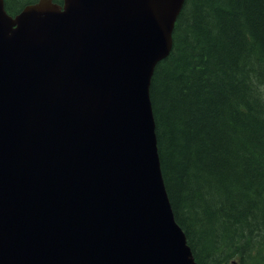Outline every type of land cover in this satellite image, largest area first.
I'll use <instances>...</instances> for the list:
<instances>
[{
	"label": "water",
	"instance_id": "1",
	"mask_svg": "<svg viewBox=\"0 0 264 264\" xmlns=\"http://www.w3.org/2000/svg\"><path fill=\"white\" fill-rule=\"evenodd\" d=\"M185 0H0V264H198L150 99Z\"/></svg>",
	"mask_w": 264,
	"mask_h": 264
},
{
	"label": "trees",
	"instance_id": "2",
	"mask_svg": "<svg viewBox=\"0 0 264 264\" xmlns=\"http://www.w3.org/2000/svg\"><path fill=\"white\" fill-rule=\"evenodd\" d=\"M183 2L149 89L173 218L198 264H264V0Z\"/></svg>",
	"mask_w": 264,
	"mask_h": 264
},
{
	"label": "rangeland",
	"instance_id": "3",
	"mask_svg": "<svg viewBox=\"0 0 264 264\" xmlns=\"http://www.w3.org/2000/svg\"><path fill=\"white\" fill-rule=\"evenodd\" d=\"M263 101H264V97H263Z\"/></svg>",
	"mask_w": 264,
	"mask_h": 264
}]
</instances>
